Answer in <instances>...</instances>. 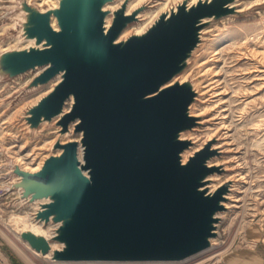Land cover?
<instances>
[{
    "label": "water",
    "instance_id": "95a60500",
    "mask_svg": "<svg viewBox=\"0 0 264 264\" xmlns=\"http://www.w3.org/2000/svg\"><path fill=\"white\" fill-rule=\"evenodd\" d=\"M56 1H16L13 31L28 44L0 53V80L36 69L35 87L57 78L30 107L29 129L56 118L61 134L73 122L81 136L57 140L41 168L21 169V198L38 204L31 220L54 228L46 236L19 220L17 232L56 262L178 261L208 248L232 187L207 186L220 170L211 139L183 160L192 139L179 133L199 122L190 114L198 90L189 77L171 81L208 18L229 14L233 0H181L122 38L140 17L138 6L126 12L128 0Z\"/></svg>",
    "mask_w": 264,
    "mask_h": 264
},
{
    "label": "rangeland",
    "instance_id": "374dc122",
    "mask_svg": "<svg viewBox=\"0 0 264 264\" xmlns=\"http://www.w3.org/2000/svg\"><path fill=\"white\" fill-rule=\"evenodd\" d=\"M16 1L0 0V53L3 50L25 47L28 44L27 41H19L13 31L15 20L19 17L18 12L15 11ZM36 1L39 3L42 0ZM124 1L110 2L119 6ZM130 1L128 0L129 3ZM180 1H141L137 5L141 9L140 17L127 26L126 29H130L128 35L140 28L134 25L144 19L146 11L155 9L160 3L164 5L169 2L165 7L166 10ZM246 1L249 3L244 9H240V5L237 4L225 16L215 19L209 17L211 21L204 24L202 28L212 26L214 29L204 32L197 45L199 50L206 36L215 37L209 44L207 53L217 51L215 53L218 64V66L215 65L217 75L212 72L209 76L213 77L219 91H223L221 94L223 102L220 103L217 100L221 95L214 96L211 98L208 110L197 117L199 122L194 127L202 126L205 132L196 130L194 127L186 130V136L191 137L190 132L196 135V139L191 137L192 142L187 149L192 154L204 146L210 140L206 127L209 125L213 127L214 124H217L215 127H220L210 140L214 142V146L216 143L221 144L223 135L229 133L233 134V147H236L234 151H229L225 145L221 144L217 147L218 151L210 158L211 162H219L217 165L220 168L219 171L213 172L212 177L220 175L223 179L221 184L226 182L232 187L230 192L234 193L235 199H229L232 204L222 213L217 233V237H220L216 244L218 253L209 257L204 264H219L222 255L229 248L245 243L246 232L251 226L259 225L264 228V88H261L260 84V80H264V0ZM159 14L154 15L151 22ZM223 38L225 39L222 40ZM196 57L197 51L192 54L186 69L194 65ZM256 60L263 62L259 63ZM254 61L258 63L259 70H253ZM197 63L191 69L189 79L196 85L199 83L202 88L206 76L200 73ZM39 70H29L8 81L0 80V264H13L11 255L19 259V264H67L52 261L41 253L31 251V245L20 236L15 225L16 217L31 218L38 208L37 203L22 200L21 192L16 187L21 178V169H30L25 168L18 158L28 153L25 160L21 159L31 162L32 165L40 162L41 168L46 157L60 151L59 148L54 147L57 140L65 142L70 139H79L81 136V133L73 132V122L70 125V134H61V126L57 124L56 118L41 123L33 130L29 129L26 116L30 107L48 93L57 82L55 78L47 84L33 86L32 80ZM200 95L198 91L196 97ZM249 95H253L250 98L254 97V100L245 106L242 101ZM201 96L202 101L204 95ZM196 100L197 98L194 99ZM69 105L70 103H67L66 108ZM214 129L211 128L210 132ZM19 145L23 149H18ZM233 154L237 156L235 159L232 158ZM227 158L233 160L230 161ZM46 228L51 230L54 225L47 223Z\"/></svg>",
    "mask_w": 264,
    "mask_h": 264
},
{
    "label": "bare ground",
    "instance_id": "6f19581e",
    "mask_svg": "<svg viewBox=\"0 0 264 264\" xmlns=\"http://www.w3.org/2000/svg\"><path fill=\"white\" fill-rule=\"evenodd\" d=\"M141 1L143 0H131L130 3L128 4V7H127V13L131 12ZM198 0H190L189 1V4H192V3H195L197 2ZM40 5H43V4H46V3H54V4H57V1L56 0H42V1H39ZM248 1L246 0H233L232 2L229 3V6H235V5H240V9H244L248 6ZM169 4V2H167L166 4L162 5L161 3L155 8V9H152V10H149V11H146L144 13V19L141 21V22H138V24L134 25V26H139L140 28L138 30H136V32H143L146 27L149 25V23L151 22V20L157 15L159 14V12H162L163 10H165V7ZM162 5V6H161ZM109 6L111 7H115L114 4H110ZM108 7V6H106ZM105 7V9H106ZM156 13V14H155ZM155 15V16H154ZM112 19L111 17H107L106 19V24L107 26L110 25ZM52 24L55 26V27H58L57 23H56V17L53 16L52 18ZM212 27V26H211ZM208 27V28H203L202 29V36L204 35V32H207L209 30H213L214 27ZM217 27V26H216ZM220 28V27H219ZM223 28V27H222ZM228 29V28H227ZM129 30L130 29H125L119 38H122L126 35H128L129 33ZM217 30V29H216ZM218 31V30H217ZM223 33V32H222ZM221 34V33H220ZM227 35V34H226ZM219 37V35H217ZM225 36V35H224ZM248 36V35H247ZM214 37V36H213ZM212 37V35H208L205 37V40L203 41V44L202 46L200 47V49L196 50L197 51V57H196V60H195V63H193L194 65L197 63L199 68H200V73L205 75L206 77L204 78V81H203V84H202V88H200V84L196 83L194 84V88L198 91H200V94L201 95H204V98L203 100L201 101V95L196 97L197 100L194 101L192 104H191V109H190V114H193V115H196V116H199L201 114H204L207 110H208V106H209V103L210 101L212 100L211 98H213L214 96H219L223 93L222 90L219 91V88L216 86V83H215V80L213 79L212 76H209V74H211L212 72H214V74L217 75V69L215 68L216 66H218L217 64V58L215 53H217V51H215V48L213 49L215 52L211 53V54H208V48H209V44L211 42L214 41V38ZM260 37V36H259ZM225 38H223L222 40H224ZM261 41V40H260ZM218 43V42H217ZM221 44V43H220ZM258 44V43H256ZM262 44V43H261ZM248 46V45H247ZM262 47V46H261ZM248 48V47H247ZM202 49V50H201ZM256 49V48H255ZM201 50V54L199 56V60L198 59V53L199 51ZM239 51V50H238ZM252 51H254L252 49ZM257 52V50H255ZM264 51V50H263ZM242 52V51H241ZM260 52V51H258ZM260 54V53H259ZM244 55V53H243ZM256 55V54H255ZM257 56V55H256ZM241 58V57H240ZM249 58V57H248ZM261 59V58H260ZM257 62L259 63H262L263 61H260V60H256ZM256 61L253 62L254 64V69L253 70H259L260 67H258V63H256ZM239 62V61H238ZM193 65V66H194ZM216 65V66H215ZM193 66H191L190 68L186 69L185 71H183L179 76H177L176 78L174 77V79H172L171 83L172 82H175V80L177 78H181V81H184L186 80L188 77H189V74H190V71L191 69L193 68ZM251 70V69H250ZM248 70V71H250ZM247 71V73H248ZM260 72V71H259ZM258 74H261L259 73ZM264 74V73H263ZM258 77V76H257ZM261 77V76H259ZM262 78V77H261ZM252 81V80H251ZM250 81V82H251ZM249 82V83H250ZM260 84H261V88H264V80H260ZM52 87V86H51ZM248 89V88H247ZM259 90V88H258ZM251 96L253 95H249L248 97L244 98V100L242 101V103L247 106L249 105L250 103L253 102L254 100V97L250 98ZM222 95L218 97L217 100H219L220 103H222ZM73 101V95H71L68 99H67V102L68 103H71ZM201 101V102H200ZM218 103V104H220ZM217 104V105H218ZM223 106V105H221ZM211 108V107H210ZM209 108V109H210ZM208 117V116H207ZM205 118V117H204ZM211 118V117H210ZM207 119V118H205ZM202 120V119H201ZM206 125V124H205ZM204 125V126H205ZM217 126V124H214L213 127H210L207 126L206 129H207V133H208V136H210L209 139L212 138L213 134L215 132H218L219 131V128L220 127H215ZM196 128V130H202V132L205 130V128H203L202 126H196L194 127ZM203 128V129H202ZM214 129L212 132H210L211 130L210 129ZM228 132V130H227ZM205 134V133H204ZM190 136L195 138L196 139V135L194 134V132H190ZM186 137H189V136H186V133L185 132H180L179 133V138H186ZM189 137V138H191ZM199 137V136H198ZM232 137V138H231ZM25 141H27V139L25 138ZM194 141V140H193ZM48 142V141H47ZM50 143V142H49ZM222 145H225L227 150L229 151H234V149L236 147H233V144H234V139H233V134H229V133H226V135H223V142L221 143ZM220 143H216V147H218L219 145H221ZM18 149H23L22 146L19 145V148ZM79 153H80V156H82L83 154V146L80 145V148H79ZM190 150H186L184 151L182 154H183V160L186 161L189 154H190ZM29 155L28 153L24 154V155H21L22 157L21 158H26V156ZM237 156H235L233 154L232 158L235 159ZM21 158H18V160L20 162H23L24 164V167L25 168H30L32 170H36L38 168H40V162L37 163L36 165H32L31 162H25L24 160H22ZM231 158V160H233ZM228 159V158H227ZM43 160V159H42ZM230 160V159H228ZM230 160V161H231ZM219 162H210V164H218ZM218 180V181H215V180ZM212 183L208 184L207 186H211V190L214 189V188H217L221 182H222V177L220 175H218L217 177H214L212 179ZM236 186V185H235ZM230 198H232V200L235 199V195L233 192H230L229 195H228ZM225 204L227 206H229L230 204H232V201L231 200H228L225 202ZM222 213L224 212H219L218 214L221 216ZM32 218V217H31ZM30 217H16V221H22V223H24V226L28 229H31L37 233H42V234H45L46 236H50L52 235V231L46 227L43 226L42 223H38V222H35L33 220H31ZM218 238L220 237H213L212 238V243L211 245L206 248V249H203L202 251H199L197 253H194L182 260H178V261H59V262H64V263H67V264H204L206 261H208L209 257L211 256H215L216 253H218V250L216 249L217 247V242H218ZM29 245V244H28ZM30 247V245L28 246ZM31 248V251H34L35 253H39L38 251H36L34 248L30 247Z\"/></svg>",
    "mask_w": 264,
    "mask_h": 264
},
{
    "label": "crops",
    "instance_id": "0c3cea01",
    "mask_svg": "<svg viewBox=\"0 0 264 264\" xmlns=\"http://www.w3.org/2000/svg\"><path fill=\"white\" fill-rule=\"evenodd\" d=\"M245 240V243L229 248L219 264H264V228L251 226ZM10 257L13 264H19L17 257Z\"/></svg>",
    "mask_w": 264,
    "mask_h": 264
},
{
    "label": "built area",
    "instance_id": "2783aa9c",
    "mask_svg": "<svg viewBox=\"0 0 264 264\" xmlns=\"http://www.w3.org/2000/svg\"><path fill=\"white\" fill-rule=\"evenodd\" d=\"M40 4V3H39Z\"/></svg>",
    "mask_w": 264,
    "mask_h": 264
}]
</instances>
